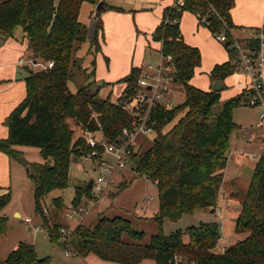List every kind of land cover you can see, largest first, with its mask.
I'll use <instances>...</instances> for the list:
<instances>
[{
  "label": "trees",
  "instance_id": "obj_1",
  "mask_svg": "<svg viewBox=\"0 0 264 264\" xmlns=\"http://www.w3.org/2000/svg\"><path fill=\"white\" fill-rule=\"evenodd\" d=\"M85 1L98 3L99 0H0V34L10 37L16 27H22L34 55L54 62L52 68L31 70L25 78L27 95L5 120L9 136L0 139V150L27 167L34 183L35 212L43 222L41 228L48 230L53 243L64 248L67 240L61 235V229L67 228V220L62 213L63 198L54 197L48 208L44 199L52 191L68 187L72 157L92 151L84 138L74 140L70 120L94 133L101 132L107 141L123 137L124 129H132L137 118L134 111L124 107V101L135 93L141 73L134 68L120 80L127 86L124 98L122 96L118 102L102 97L95 81L75 93L69 89L68 83L75 76L74 68L81 64L74 52L87 40V27L79 21ZM234 5L235 0H184L183 6H170L165 10L154 39L162 41L163 57H173L175 83L184 88L185 100L171 110L153 109L149 124L155 131L154 141L146 149L141 146L129 159L138 174L157 185L160 208L154 219L160 231L152 236L148 245L139 247L137 241L144 238V232L133 229L129 219L101 215L93 226L80 224L72 231L71 242L81 256L93 253L120 264H135L144 259L168 264L174 253L183 252L206 264H264V155L257 160L236 219L235 231L245 234L243 239L230 245L224 253L215 251L221 237L216 221L190 226L186 231L188 241H184L182 231L163 233L165 219L176 222L197 210L215 212L224 169L229 162L231 138L240 129L234 110L243 106L241 95L221 101L220 91L225 86L219 91H205L189 83L200 65L201 55L198 48L184 42L180 20L184 11H190L198 16L200 23L206 19L201 24L213 35L226 36L224 45L230 59L217 64L211 72L214 81L224 82L236 71L235 40L243 47L257 49L258 34L264 32L263 25L255 29L253 37L235 39L231 14ZM176 18L179 22H171ZM102 26L99 19L97 30ZM92 41L98 51V36ZM89 75L93 76L94 70ZM16 146L40 148L45 162H28ZM128 185L122 183L121 188ZM86 186L76 189L72 200L76 205L81 195L90 194ZM9 200L10 192L0 196V210ZM7 231V218L0 216V236ZM125 236L131 241L124 240ZM50 263L49 256L39 257L35 246L25 242H20L6 259H0V264Z\"/></svg>",
  "mask_w": 264,
  "mask_h": 264
},
{
  "label": "rangeland",
  "instance_id": "obj_2",
  "mask_svg": "<svg viewBox=\"0 0 264 264\" xmlns=\"http://www.w3.org/2000/svg\"><path fill=\"white\" fill-rule=\"evenodd\" d=\"M76 52L77 50H75L74 55H77ZM155 54V59L152 60L153 63L163 60L160 52ZM78 64L79 67L74 68L75 76L71 79V82L76 83L77 87H82L85 85L84 83H88L91 75L86 74L81 64ZM225 79H228V81H224L226 83L225 87L220 91L222 102L231 98L228 90L233 88L232 85H235V77L233 75H229ZM97 85L101 90V96L112 99H119L122 96V87L113 88V86L118 84L111 86L105 83L100 85V82H97ZM170 97L174 102H183L185 100L184 88L181 85L175 86ZM234 119L240 125V129L235 131L231 138V146L228 152L229 162L224 169V179L220 187L219 200L215 212L210 209H204L197 210L193 214L184 215L176 222L165 219L163 224L164 234L170 235L175 231H182L184 241H188L189 235L186 231L190 226H198L201 222L216 221L220 225L222 237V245L218 244L214 249L217 252L220 251L221 246L228 248L245 237V234L236 233V219L241 211L243 194L249 188L256 167L258 158L255 154L258 155L261 152V146L258 143L259 138L253 141L251 136L257 133L259 135L263 129L256 127L259 122V112L256 107L239 106L235 108ZM174 123L175 121L169 124L166 130L170 129ZM70 124L74 129V140L84 138L86 146L89 147L83 127L76 124L74 120H70ZM94 137L97 139L103 138L101 132H96ZM154 138V133L151 135L145 133L139 135L135 151L139 150L141 146L143 149L150 147ZM15 149L21 151L28 162H45L41 149L38 147L16 146ZM92 151L85 152L82 156L74 155L72 157L68 187L52 191L45 197L44 204L48 208L54 197L61 196L63 198L62 213H64V219L67 220V211L81 205L83 202L88 212H82L66 221L67 229L72 231L80 224L93 226L101 215L127 218L131 221L133 229L144 232V238L141 241H137L139 247L148 245L152 236L160 231L154 219L160 208L159 191L155 182L137 173L131 160H129L123 172L115 176L114 186L109 192L104 193L102 196H97V199L90 192L89 195H81L79 198L83 200L80 201L79 199L77 205L75 201L72 202L77 188H83L91 178H97L102 161L115 162V157L104 153L100 147L96 155H93ZM12 173L13 185L9 188L10 200L0 210V216L6 217L8 222V234L0 239V259H6L9 255L8 253L12 252L13 245L17 242H25L33 244L41 258L49 256L52 264H61L62 261L69 259L71 256L66 257L64 247L50 240L48 230L44 227L41 230H28V227H32L33 224H38L39 228H41L40 224L43 225V222L42 219L38 220L40 216L35 212L34 183L31 181L27 167L14 160ZM122 183L129 185L122 189ZM16 211L21 213V216H17ZM27 217L33 220L32 224L25 221ZM61 235L64 236L62 231ZM61 240L65 241L64 237ZM124 240L130 242L131 238L125 236ZM143 263L156 264L152 259H146Z\"/></svg>",
  "mask_w": 264,
  "mask_h": 264
},
{
  "label": "crops",
  "instance_id": "obj_3",
  "mask_svg": "<svg viewBox=\"0 0 264 264\" xmlns=\"http://www.w3.org/2000/svg\"><path fill=\"white\" fill-rule=\"evenodd\" d=\"M101 1L104 6L98 11L97 6ZM175 3L176 0H99L98 3L83 2L79 13V21L87 27V40L79 46L76 52L77 55L74 56L81 59V67H83L86 74H91L94 70V75L91 76L88 83L95 81V83L101 82L100 85L105 83L111 86L118 84L113 88L122 87L123 96L127 84L120 80L134 68L141 69L144 64L153 63L155 53H161L162 41L154 39V32L161 24L165 10ZM231 14L235 24L232 31L234 38L239 40L249 39L255 35V29L264 25V0H235ZM99 19H101L103 26L97 30ZM180 31L184 42L198 48L201 55L200 65L195 68V74L189 83L202 90L211 91L214 89L213 83L215 82L211 77V72L217 64H222L230 59L228 49L215 38V35L206 26L200 23L198 16L190 11H184L182 14ZM95 35L98 36L100 47L98 51L92 41ZM45 61L36 57L30 50L26 33L22 27H16L10 37L0 34V139L8 138L9 128L5 125V120L27 95L25 78L31 70L39 71L43 69L41 65L35 63L46 64ZM232 75L235 77V85H232L233 88L228 90L231 98L241 93L238 82L247 81V78L243 75ZM262 75L264 79V68ZM225 80L228 81V79ZM225 84V82H221L222 87ZM68 86L73 93L80 89L71 80ZM110 99L114 102L119 100L118 98ZM256 127H261L259 122ZM261 128L263 129L261 133L259 135L258 133L253 134L251 140L256 141L259 138L258 143L262 148L261 141L264 136V128ZM14 160L7 153L0 150V196L8 193L9 188L13 185L11 178ZM15 213L17 216H21V213L17 211ZM38 220H41V218H38ZM28 230L33 231L31 226L28 227ZM7 234L8 231L1 235L0 239ZM19 243L13 245L11 251L15 250ZM71 257L62 261L61 264H120L115 261L103 260L93 253L87 256ZM144 260L135 264H144Z\"/></svg>",
  "mask_w": 264,
  "mask_h": 264
},
{
  "label": "built area",
  "instance_id": "obj_4",
  "mask_svg": "<svg viewBox=\"0 0 264 264\" xmlns=\"http://www.w3.org/2000/svg\"><path fill=\"white\" fill-rule=\"evenodd\" d=\"M183 5L184 0H176L173 7ZM171 22H179V19L176 18ZM204 22H206V19L201 20V23ZM258 36L260 42L257 49L243 47L238 40H235L233 45L237 50V56L235 58L236 71L234 74L243 75L247 78V81L238 82V87L241 89L239 95L242 96V104L243 106L256 107L259 110V126L264 128V79L262 75L264 68V32H260ZM215 38L223 44L227 42V38L223 33L216 34ZM163 58L164 60L160 63L144 64L141 67L136 91L124 101V107L134 111L137 118L134 119L132 129H124L123 137L115 141H107L105 138L97 139L94 137V132L82 126L83 131L86 133V142L89 148L93 150V155L97 154L100 147L104 153L115 157L114 163L108 161L100 163L98 176L93 180L90 190L96 199L98 198L97 196H102L112 189L115 176L121 174L127 167L131 154L137 149L139 135L142 133L147 135L155 133L153 126L149 124L153 109L162 107L166 110H171L178 104L170 97L175 86H177L174 79L176 67L173 57L168 55ZM35 64L41 65L46 70L52 68L54 62L47 61L46 64L41 62ZM261 142L262 150L260 154H255L258 159L264 155V136ZM84 206L82 202L81 205L68 210L66 213L67 221L82 212L87 213L88 209ZM46 214H48L47 210ZM25 221L29 224L32 222L30 218H26ZM32 229L37 230L42 228H39L38 225H33ZM61 231L67 240V246L64 248L65 255L79 256L78 250L71 242L72 230L62 228ZM218 244L222 245V237H220ZM225 250L226 247L221 246L219 253H224ZM168 264L206 263L191 258L186 253L176 252L169 258Z\"/></svg>",
  "mask_w": 264,
  "mask_h": 264
},
{
  "label": "water",
  "instance_id": "obj_5",
  "mask_svg": "<svg viewBox=\"0 0 264 264\" xmlns=\"http://www.w3.org/2000/svg\"><path fill=\"white\" fill-rule=\"evenodd\" d=\"M103 6H104L103 2H102V1L99 2L98 6H97V10L100 11V10L103 8ZM100 84H101V82H100ZM221 87H222V85H221V82H220V81H215V82L213 83V88H214L215 90L219 91V90H221ZM93 180H94V179L91 178V179L88 181V184H87V186H86V188H87L88 190H90V189L92 188Z\"/></svg>",
  "mask_w": 264,
  "mask_h": 264
}]
</instances>
